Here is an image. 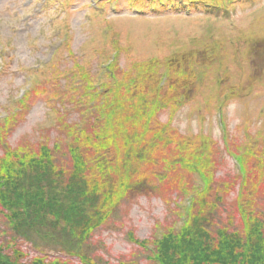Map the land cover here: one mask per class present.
<instances>
[{
	"label": "rangeland",
	"instance_id": "1",
	"mask_svg": "<svg viewBox=\"0 0 264 264\" xmlns=\"http://www.w3.org/2000/svg\"><path fill=\"white\" fill-rule=\"evenodd\" d=\"M113 1L114 5L117 2L116 13L110 9L112 3H99L91 10L88 0H0V130L5 118L15 115L17 119L2 139L0 157L3 150L14 151L21 143L25 148H36V153L47 145L57 166H66L63 153L70 140L59 133L65 127L61 125L72 124L85 132L93 122L88 121L93 114L86 115L92 109L77 101L83 87L79 71L93 77V87L108 83L98 72L108 57L97 54V49L109 43L105 31L121 32V52L116 56L119 68L128 69L132 63L145 60L168 61L163 67L170 72L179 65L189 66V74L198 80L179 79L174 94L182 103L175 113H161L158 123L152 125L153 129L166 127L181 142L183 151H176L174 161L179 165L173 174L182 176L185 184L169 192L164 189L172 174L168 163L144 167L145 172L164 177L159 191L119 205L109 222L93 232L84 246V254L98 264H154L155 242L187 220V208L195 195L208 188L197 172L201 170L196 169L194 175L187 173L188 164L197 162L204 168L205 148L213 145L215 154L208 166L214 170L210 188L226 182L235 189L243 148L264 141V0H190L189 16L161 11L159 2L168 0H151L153 11L143 0H137L138 9L125 3L133 0ZM63 34L72 37L70 46L62 44ZM29 94L23 107L18 101ZM218 104H223L219 110L225 131L218 117L212 118ZM259 147L256 150L264 160V148ZM96 155L93 150L90 156L94 159ZM108 155L113 161L114 155ZM163 155L160 152L158 156ZM141 167L136 170L141 171ZM154 183L158 184L156 178ZM234 192H228V200H234ZM6 230L0 214V246L8 240L2 237ZM28 247L23 244L21 249L28 253ZM47 251L51 259L64 262L67 257L54 248ZM69 264L83 263L72 258Z\"/></svg>",
	"mask_w": 264,
	"mask_h": 264
},
{
	"label": "trees",
	"instance_id": "2",
	"mask_svg": "<svg viewBox=\"0 0 264 264\" xmlns=\"http://www.w3.org/2000/svg\"><path fill=\"white\" fill-rule=\"evenodd\" d=\"M118 37L115 31L110 41ZM110 47L116 48L112 43ZM107 53L103 50L100 56L107 57ZM117 58L103 74L108 79L105 86H91L93 77L79 71L83 87L77 101L92 109L85 112L93 114L88 118L93 122L84 132L60 121L66 125H61L65 127L59 133L70 140L64 147L65 167L57 166L47 145L38 153L22 143L14 151H2L0 214L7 228L2 237L8 240L0 246V264H69L72 258L98 264L84 254L92 233L109 222L119 205L141 194L154 195L164 181L162 176L145 172L144 167L168 163L172 174L169 183L165 180V190L185 184L182 176L173 174L179 165L174 161L176 151H183L181 142L166 127L153 129L152 125L158 123L162 111L173 112L181 103L174 94L179 79L192 83L195 77L185 65L170 72L163 67L168 61L155 60L134 62L123 69L118 67ZM166 69L168 74L160 87V76ZM30 94L19 102L23 107ZM16 120L15 115L3 120L0 147ZM258 145L263 149L264 141ZM258 145L248 143L243 148L242 173L235 189L226 182L210 188L214 170L208 166L215 154L213 145L205 148L206 171L197 162L188 164V174L194 175L196 169L205 173L197 171L208 188L195 195L187 220L155 242L154 264H264V160L256 150ZM93 150L97 154L94 159L90 156ZM160 152L164 154L161 157ZM108 153L114 155L113 161ZM138 166H142L141 171L136 170ZM231 191H235L234 200H228ZM222 215L221 221L218 216ZM23 244L29 246L28 253L21 249ZM48 248L66 254L64 262L49 258ZM27 257L31 259L24 263Z\"/></svg>",
	"mask_w": 264,
	"mask_h": 264
}]
</instances>
